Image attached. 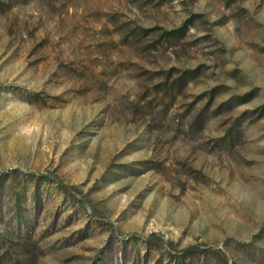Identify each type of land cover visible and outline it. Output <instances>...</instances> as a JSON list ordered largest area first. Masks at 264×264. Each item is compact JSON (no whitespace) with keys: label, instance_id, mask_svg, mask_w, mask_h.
<instances>
[{"label":"rangeland","instance_id":"rangeland-1","mask_svg":"<svg viewBox=\"0 0 264 264\" xmlns=\"http://www.w3.org/2000/svg\"><path fill=\"white\" fill-rule=\"evenodd\" d=\"M0 264H264V0H0Z\"/></svg>","mask_w":264,"mask_h":264},{"label":"trees","instance_id":"trees-1","mask_svg":"<svg viewBox=\"0 0 264 264\" xmlns=\"http://www.w3.org/2000/svg\"><path fill=\"white\" fill-rule=\"evenodd\" d=\"M189 247L187 246L186 248H185V250H187Z\"/></svg>","mask_w":264,"mask_h":264}]
</instances>
